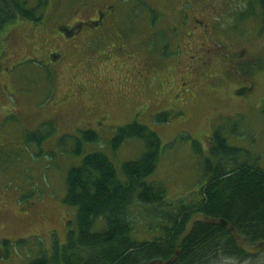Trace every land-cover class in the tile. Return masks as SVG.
<instances>
[{
	"label": "rangeland",
	"instance_id": "374dc122",
	"mask_svg": "<svg viewBox=\"0 0 264 264\" xmlns=\"http://www.w3.org/2000/svg\"><path fill=\"white\" fill-rule=\"evenodd\" d=\"M21 1L27 8L39 3ZM36 10L38 25L18 19L0 29V264H28L76 231V210L63 202L65 177L85 154L108 157L125 181L121 165L144 151L138 138L115 151L108 145L126 123L157 133L162 148L146 182L162 185L171 201L200 198L202 160L216 129L228 145L249 152L239 164L264 171L257 0H46ZM191 18L212 21V35L201 39ZM175 25L183 31L176 37ZM65 26L75 31L66 39ZM208 39L218 44L214 53ZM210 56L213 62L203 65ZM161 113L166 121L156 122ZM88 129L98 136L94 143L83 139ZM143 207L134 199L129 208L138 240L159 234ZM103 226L98 218L92 230Z\"/></svg>",
	"mask_w": 264,
	"mask_h": 264
},
{
	"label": "trees",
	"instance_id": "16d2710c",
	"mask_svg": "<svg viewBox=\"0 0 264 264\" xmlns=\"http://www.w3.org/2000/svg\"><path fill=\"white\" fill-rule=\"evenodd\" d=\"M45 1L39 0L38 6ZM257 4L264 27V0ZM38 6L0 0V29L16 19L40 23ZM155 121H166V114H158ZM82 136L90 143L98 140L91 129ZM127 138L140 139L144 151L137 160L121 165L125 181L117 177L110 159L97 151L85 154L68 171L63 202L76 210V231L67 230L62 246H54L50 254L42 253L28 264H233L245 260L264 264V171L247 161L239 164L242 155L249 157L248 151L228 145L223 131L214 130L209 155L202 160L205 180L197 191L200 198L174 202L166 199L162 185L146 182L162 148L157 133L137 122L126 123L108 145L115 151ZM134 199L156 219L158 236L134 237L129 210ZM98 218L104 226L93 231Z\"/></svg>",
	"mask_w": 264,
	"mask_h": 264
},
{
	"label": "flooded vegetation",
	"instance_id": "af4514ba",
	"mask_svg": "<svg viewBox=\"0 0 264 264\" xmlns=\"http://www.w3.org/2000/svg\"><path fill=\"white\" fill-rule=\"evenodd\" d=\"M98 13V15L100 14L101 15V12L99 11V12H97ZM97 15V14H96ZM103 19V18H102ZM191 20L192 21H194V22H196V24H198V23H200V24H202V26L200 25V24H198V26L200 27V29H201V31H202V36H201V39H203V38H207L209 35H212V27H211V22H208L209 24H205L204 22H202V21H200V20H198V19H194V18H191ZM211 20H213V18H211ZM191 21V22H192ZM101 22V20H100V18H98V16H97V18L92 22V24H94V25H98L99 23ZM75 25V24H74ZM205 26V28L203 29V27ZM65 28V32L64 31H61L60 32V35H64L65 36V39L66 38H68V36H72V35H74L75 34V31L74 30H72L73 28H74V26H73V28H72V26H70V27H64ZM180 32H183V31H181L180 29H179V26H176L175 25V27H173L172 28V35L173 36H177ZM185 33V35L187 36V37H191L192 38V36H193V34H194V31H193V29L191 30V28L190 27H188L187 28V30H186V32H184ZM209 34V35H208ZM204 44V43H203ZM206 45L209 47V49H208V51H211L212 53H214L215 51H217L218 50V44H216V42H214L213 40H211V39H208V43H206ZM207 51V52H208ZM234 54H235V52H234ZM236 55V54H235ZM247 58H250L249 59V61L252 63V61L255 59L253 56H252V54H249L248 56H247ZM213 62V60L211 59V56L209 57V58H207V59H205L204 61H203V65H206V66H208L209 64H211ZM241 62H243V59H241V60H238L237 61V63H239V64H241ZM236 64V63H235ZM234 64V65H235ZM238 64V65H239ZM239 66H241V65H239ZM239 68H238V66H237V70H238ZM241 69V68H240ZM239 72H240V75L242 76V75H244V76H247L246 75V73H243L242 72V70H239ZM247 87H251V84H248V85H245V86H240V87H238L234 92H243L244 90H246L245 88H247ZM246 95H248L247 93H246Z\"/></svg>",
	"mask_w": 264,
	"mask_h": 264
},
{
	"label": "bare ground",
	"instance_id": "6f19581e",
	"mask_svg": "<svg viewBox=\"0 0 264 264\" xmlns=\"http://www.w3.org/2000/svg\"><path fill=\"white\" fill-rule=\"evenodd\" d=\"M264 31V30H263ZM263 31H261V32H263ZM262 34V33H261ZM247 72V71H246ZM241 150V149H240ZM153 215V214H152ZM155 217V216H154ZM156 220V219H155ZM160 221V220H159ZM160 231V230H159ZM162 234H163V232H162ZM158 236V235H157ZM157 238V237H156ZM160 238V237H159ZM42 256V255H41Z\"/></svg>",
	"mask_w": 264,
	"mask_h": 264
}]
</instances>
